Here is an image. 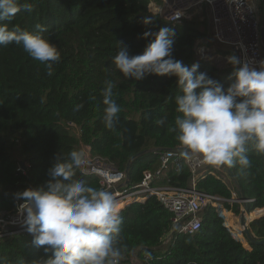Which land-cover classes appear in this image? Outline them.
<instances>
[{
  "label": "trees",
  "instance_id": "16d2710c",
  "mask_svg": "<svg viewBox=\"0 0 264 264\" xmlns=\"http://www.w3.org/2000/svg\"><path fill=\"white\" fill-rule=\"evenodd\" d=\"M28 2L32 4L31 12L22 10L2 23L10 29L18 26L33 33L37 24L47 26L44 35L58 47L61 59L49 76L45 66L32 59L22 46L0 45V213L15 212L24 202L15 199L16 193L29 188L46 189L51 179L49 169L58 162L60 153L73 149L86 153L88 148L90 157L103 158L126 172L135 155L149 151L131 161L128 186L134 187L143 180L145 171L159 168L158 151L181 148L175 134L168 131L178 115L174 101L178 78L154 74L138 81L124 78L112 63L121 42L131 55L142 54L154 39L144 38L145 32L170 27L175 31V60L189 67L199 63V72L218 81L225 90L232 82V65L220 69L196 53L198 41L205 46L212 43L207 42L208 18L172 23L149 11L150 0ZM148 16L153 22L144 25L142 20ZM219 50L224 56L233 55L223 48ZM106 80L115 84L114 99L121 107L114 130L103 123L101 90ZM77 104H83L79 111L74 110ZM164 117L165 125L156 123ZM248 155L250 168L235 165L231 169L249 201L250 231L257 240H263L264 155L255 151ZM208 170L220 179L208 175L199 180L198 190L226 200L222 203L226 209L221 212L225 221L217 208L207 207L196 233H175L163 244L173 229L172 214L156 196L120 202L123 224L119 242L127 247L120 264H130L134 255L142 264H264V246L248 245L238 224L235 214H240V205L230 202L233 192L237 193L235 187L223 171L216 172L211 165ZM76 173L77 178L101 188L98 177L85 175L81 169ZM189 179L186 168L171 170L161 184L186 188ZM145 252L151 253V260L145 258ZM51 254L33 244L32 234L0 241V264H35Z\"/></svg>",
  "mask_w": 264,
  "mask_h": 264
},
{
  "label": "clouds",
  "instance_id": "9594fccd",
  "mask_svg": "<svg viewBox=\"0 0 264 264\" xmlns=\"http://www.w3.org/2000/svg\"><path fill=\"white\" fill-rule=\"evenodd\" d=\"M22 10L31 12L32 4L28 0H0V45L22 46L51 76L61 53L44 35L47 26L37 24L33 33L2 23ZM152 22L151 16L142 20L144 25ZM174 37L170 27L145 32L144 38L154 39L138 55H131L121 42L112 63L124 78L137 81L152 74L178 78L179 90L174 97L178 115L168 131L175 134L181 146V158L190 160L199 155L211 166L250 168V151L264 155V61L257 69L248 62L241 65L235 55H230L227 62L233 66L232 82L225 90L218 81L199 72V63L189 67L173 58ZM114 87L111 80H106L101 90L103 123L109 130L115 129L121 112ZM82 107L77 104L74 110ZM166 120L160 118L156 123L165 125ZM57 161L49 169L51 179L46 189L29 188L15 194V199L24 201L18 210L23 226L33 235V244L52 253L35 264H120L127 252L119 242L122 205L112 192L77 178L76 170L89 167L85 152L73 149L60 153ZM144 255L152 259L150 252Z\"/></svg>",
  "mask_w": 264,
  "mask_h": 264
},
{
  "label": "built area",
  "instance_id": "2783aa9c",
  "mask_svg": "<svg viewBox=\"0 0 264 264\" xmlns=\"http://www.w3.org/2000/svg\"><path fill=\"white\" fill-rule=\"evenodd\" d=\"M149 11L172 23L202 22L208 18L207 42L231 52L241 61V65L248 62L252 67L259 69L260 62L264 61L260 30L263 13L261 0H150ZM177 13L180 14L178 18H176ZM199 45L203 49L209 47L201 41L197 42L196 47ZM180 150L181 148L178 147L158 151L159 168L156 171H145L143 180L134 187L126 185V172L118 170L103 158L90 157L88 153L86 156L89 167L81 169V172L98 177L101 188L112 192L119 202L156 196L172 214L173 229L163 241V244H167L175 233L185 235L196 233L203 223V211L210 206L214 208L223 206L222 203L226 201L198 190V182L204 177L208 175L218 179L220 177L208 170L209 165L201 156L194 155L190 160H184L179 155ZM183 168L190 173L188 187L175 188L161 184L168 172ZM105 173L108 175L105 176ZM222 181L226 184L225 179ZM230 202L238 203L243 208L244 202L237 198L234 192ZM22 203L24 202L18 205ZM18 205L15 212L0 213V241L29 234L23 226V217L19 213ZM134 258L142 264L136 256Z\"/></svg>",
  "mask_w": 264,
  "mask_h": 264
},
{
  "label": "water",
  "instance_id": "95a60500",
  "mask_svg": "<svg viewBox=\"0 0 264 264\" xmlns=\"http://www.w3.org/2000/svg\"><path fill=\"white\" fill-rule=\"evenodd\" d=\"M261 3H262V10H263V13H262V22H261V46H262V51H263V54H264V0H261ZM149 151H143V152H140L139 154L135 155L133 157V159H136V158H139L145 154H147ZM132 159V160H133ZM131 160V161H132ZM131 161L129 163V165L127 166V170H126V173H127V181H126V185H129L130 182H129V169H130V165H131ZM223 172L225 173V175L227 176V178L230 180V182L232 183V185L235 187L238 195H239V199L241 201L244 202L243 206H244V210H242V213L240 215L241 217V226L243 227V235L244 237L246 238V240L248 241L249 245L250 244H254V245H263L264 246V239L263 240H257L252 232L250 231V228H249V225L252 221H248L246 216L247 214H250L249 211H248V207H247V204H246V199L242 193V189L240 187V184L238 182V179L235 175V173L233 172V170L227 166H225L223 168ZM264 216V214H263ZM261 216V217H263ZM260 217V218H261ZM259 218V219H260ZM255 221V220H253Z\"/></svg>",
  "mask_w": 264,
  "mask_h": 264
},
{
  "label": "rangeland",
  "instance_id": "374dc122",
  "mask_svg": "<svg viewBox=\"0 0 264 264\" xmlns=\"http://www.w3.org/2000/svg\"><path fill=\"white\" fill-rule=\"evenodd\" d=\"M220 48H223V47H219L217 46L216 44L214 43H211V45L207 48V47H204V49L199 45L196 47V53L198 55L199 58L201 59H204L206 61H210L212 62L213 64H215L218 68L220 69H226L228 68L231 64H229L227 62V58L231 55V54H227V56H224L222 54H220ZM224 57V59H222ZM89 153V149L86 148V154ZM218 172L219 171H223V168L224 167H216V166H213ZM126 207V206H125ZM226 208H224L222 205H220L217 210H218V213H219V216L221 215V212L222 210H224ZM244 209V206L243 208L240 207V213L242 212V210ZM232 212V211H231ZM235 214V213H233ZM237 217L240 216L235 214ZM25 235V234H24ZM249 245V244H248ZM250 247V246H249ZM247 247V248H249ZM251 248V247H250ZM135 255L131 258L130 260V264H140L136 258H134Z\"/></svg>",
  "mask_w": 264,
  "mask_h": 264
},
{
  "label": "crops",
  "instance_id": "0c3cea01",
  "mask_svg": "<svg viewBox=\"0 0 264 264\" xmlns=\"http://www.w3.org/2000/svg\"><path fill=\"white\" fill-rule=\"evenodd\" d=\"M235 193V192H234ZM237 194V193H236ZM242 213V212H241ZM241 213H240V215H241ZM222 217V216H221ZM223 218V217H222ZM224 219V221H225V218H223ZM239 219H240V223L239 224H241V217L239 216ZM249 221V220H248ZM225 226H226V222H225ZM227 227V226H226ZM229 230H230V228H228ZM231 231V230H230ZM232 233V232H231ZM248 242V241H247ZM249 244V243H248Z\"/></svg>",
  "mask_w": 264,
  "mask_h": 264
},
{
  "label": "bare ground",
  "instance_id": "6f19581e",
  "mask_svg": "<svg viewBox=\"0 0 264 264\" xmlns=\"http://www.w3.org/2000/svg\"><path fill=\"white\" fill-rule=\"evenodd\" d=\"M224 60H225V59H224ZM247 216H248V215H247ZM247 216H246V218H247ZM247 220H248V218H247ZM239 221H240V219H238V224L240 223ZM239 225H240L241 229L244 230L243 227L241 226V224H239Z\"/></svg>",
  "mask_w": 264,
  "mask_h": 264
}]
</instances>
